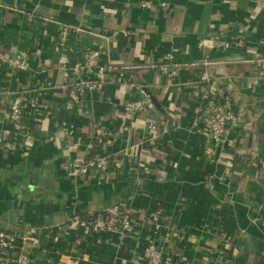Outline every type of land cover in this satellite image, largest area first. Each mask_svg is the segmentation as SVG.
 I'll return each mask as SVG.
<instances>
[{
  "label": "crops",
  "instance_id": "obj_1",
  "mask_svg": "<svg viewBox=\"0 0 264 264\" xmlns=\"http://www.w3.org/2000/svg\"><path fill=\"white\" fill-rule=\"evenodd\" d=\"M151 1L153 10L139 0H0V49L28 55L26 70L0 66V229L35 231L30 264H147L149 241L165 250L172 231L192 264H264V180L255 173L264 85L249 70L264 55V0ZM86 48L113 69L67 109L73 83L92 78L71 70ZM162 62L178 64L176 78L160 74ZM204 71L242 115L216 162L203 152L209 141L191 95ZM143 94L154 111L125 113L122 101ZM14 102L17 120L8 117ZM149 118L166 124L154 142ZM97 122L114 133L105 148L121 165L108 182L71 179L66 168L85 155ZM135 144L136 157L122 154ZM118 201L134 216L131 234L67 227Z\"/></svg>",
  "mask_w": 264,
  "mask_h": 264
},
{
  "label": "built area",
  "instance_id": "obj_2",
  "mask_svg": "<svg viewBox=\"0 0 264 264\" xmlns=\"http://www.w3.org/2000/svg\"><path fill=\"white\" fill-rule=\"evenodd\" d=\"M139 6L151 10L155 8L151 0H139ZM160 6H166V2H161ZM61 34V39L65 40L66 27L62 29ZM27 59L26 52L20 51L15 55L0 49V66L5 65L12 69L26 70ZM249 64L250 73L257 79L256 82L260 81L264 85V55L254 54L249 59ZM155 67L161 75H165L170 80L177 77L179 70L178 64L170 62H162ZM112 69L110 62L105 60L101 50L86 48L82 53V61L74 64L71 70L77 76H80L82 72H88L92 75V78H79L73 83L74 86L68 91L65 108H72L85 92L95 90L107 82L109 72ZM64 74L68 76V72H64ZM119 75L120 78L123 77V73ZM191 90V95L197 102L196 116L198 121L204 124L203 133L209 141L203 152L209 160L216 162L219 152L228 146L230 137L241 126V112L234 108L230 96L222 90L219 83L212 79L207 71L202 72L199 78L191 84ZM262 102L264 104V96ZM122 108L127 114L151 113L155 109V104L149 94H143L138 98L122 101ZM21 112L22 106L18 102H14L8 117L17 120ZM146 129L148 139L154 142L161 133L165 132L166 124L149 118L146 121ZM93 135V140L87 147L85 155L78 157L67 166V174L74 180L93 174L98 183L108 182L111 179L112 169L117 170L121 165V163L117 164L113 155L105 148V145L115 140L114 133L97 122ZM94 144L100 145V148L89 154V149ZM137 151H139V148L136 144L128 145L123 149L122 154L131 159L137 156ZM256 166V176L264 180V157L260 156L257 159ZM231 172L230 166H227L224 170L225 176H229ZM76 226H83L85 229L96 231L115 232L121 236H126L134 230V216L122 202L118 201L99 209L95 215L88 219L78 218L77 215L73 216L67 227L75 228ZM34 232V230H29L22 236H18L13 232L0 229V263L12 261L16 264H30L32 258L30 251L27 249V243H37V239L33 236ZM167 239L169 243L168 248L165 250L157 248L153 241H149L141 258L147 264H192L185 259L183 252L175 245L177 241L183 239V235L179 231H172L166 234L165 240ZM226 240L228 239L226 238ZM223 262L217 261L212 264H223Z\"/></svg>",
  "mask_w": 264,
  "mask_h": 264
},
{
  "label": "trees",
  "instance_id": "obj_3",
  "mask_svg": "<svg viewBox=\"0 0 264 264\" xmlns=\"http://www.w3.org/2000/svg\"><path fill=\"white\" fill-rule=\"evenodd\" d=\"M99 148H100V145L94 144V146L89 149V154H91L93 150H96V149H99ZM86 214H80L77 217L81 218V219H84V218H87V216H89V214H87V215Z\"/></svg>",
  "mask_w": 264,
  "mask_h": 264
},
{
  "label": "water",
  "instance_id": "obj_4",
  "mask_svg": "<svg viewBox=\"0 0 264 264\" xmlns=\"http://www.w3.org/2000/svg\"><path fill=\"white\" fill-rule=\"evenodd\" d=\"M141 7V6H140ZM141 8H144V7H141Z\"/></svg>",
  "mask_w": 264,
  "mask_h": 264
}]
</instances>
